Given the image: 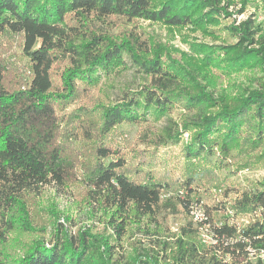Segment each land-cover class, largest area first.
I'll list each match as a JSON object with an SVG mask.
<instances>
[{"label":"trees","instance_id":"16d2710c","mask_svg":"<svg viewBox=\"0 0 264 264\" xmlns=\"http://www.w3.org/2000/svg\"><path fill=\"white\" fill-rule=\"evenodd\" d=\"M241 2L234 11L230 8L236 0H0V37H22L32 71L29 82L13 86L0 50V264H122L106 237L90 228L73 232L54 203L46 206L37 200L47 186L64 185L67 176L108 215L122 213L130 200H161L176 184L187 195L167 199L190 210V195L196 190L192 185L210 167L229 164L237 147L239 154L263 146L264 19H258V12L225 25L235 41L192 43L200 53L181 51L180 58L168 44L143 36L135 27L118 34L108 29L112 17L162 22L180 33L185 27L207 29L243 13L246 2ZM208 31L215 34L218 29ZM127 59L144 77L136 88L119 99L95 106L82 103L65 112L82 90L126 67ZM63 60L67 66L56 81L54 66ZM229 66L262 72L253 87L239 94H217L212 81ZM178 107L179 118L169 116L160 132L145 128L142 140L153 146L154 157L159 147L180 142L189 131L191 138L182 150L183 180L159 177L157 160L132 167L127 153L110 140L113 132L124 123H143L148 114L170 115ZM261 148L244 164L264 159ZM215 155L218 162L211 159ZM220 206L216 208L225 211L217 217L206 208L215 245L206 248L191 236L180 239L171 264H194L192 258L203 251L212 255H203L199 264H264L248 249L264 246V179L237 189ZM46 214L53 227L49 242L43 235ZM246 215L249 220L241 225L239 219ZM161 257L141 254L131 264H162Z\"/></svg>","mask_w":264,"mask_h":264},{"label":"rangeland","instance_id":"374dc122","mask_svg":"<svg viewBox=\"0 0 264 264\" xmlns=\"http://www.w3.org/2000/svg\"><path fill=\"white\" fill-rule=\"evenodd\" d=\"M242 0H236V5L231 6L230 10L241 7ZM245 11L241 14L234 13L230 18L222 19L219 26L212 23L207 29H193L185 27L180 33L176 29H171L162 22L139 19L133 22L112 17L108 29L112 33L118 34L126 29L135 27L143 36L153 38L159 43L168 44L173 50L175 58L181 57V51L190 53H200L199 47H191L192 43L222 44L227 41L236 40L229 36L225 25L232 22L236 23L253 13L264 11V0H245ZM264 13V12H263ZM216 28L218 32L210 34L208 29ZM0 50L2 57L6 58L8 73L13 86H23L30 81L32 71L29 58L22 51V37L20 35L5 34L0 37ZM222 56V55H221ZM121 69H115L109 74H104L99 83L91 85L87 90H82L79 98L65 112L74 107L85 103L89 106L99 105L106 101L119 99L124 92L131 88L134 89L143 81V74L131 65ZM67 60L57 62L54 66L53 74L56 81L67 66ZM223 66H228L223 63ZM257 67L238 68L229 66L223 68L220 76L212 81L211 88L215 93L227 92L231 95L239 94L255 84V77L261 73ZM61 111V110H60ZM64 112V111H63ZM182 109L178 107L170 115L156 118L153 114H148L146 120L141 124L124 123L117 128L110 139L117 143L120 148L127 153L131 160L132 167H136L140 162L159 161L156 163L155 171L159 177L174 179L176 182L183 180L184 157L182 150L184 143L190 140L189 131H184L180 142L165 147H159L157 154L152 157L154 151L152 145L142 140V131L150 128L160 132L169 122V116L179 118ZM264 146V144H263ZM261 146V147H263ZM261 147L252 149H242L237 153L238 147L233 150L235 155L231 156L229 164L218 162L217 155L211 159L217 161V168L210 167L208 175L203 177L201 182L193 183L196 189L190 198L194 202H200L204 208H208L211 216L217 217L225 210L220 205L229 202L236 194L237 189H247L253 187L257 181L264 179V159L251 158L244 164L246 158L253 153L260 152ZM159 153V154H158ZM210 161V160H209ZM211 162V161H210ZM77 183V182H76ZM73 182L68 176L65 178L64 185L56 188L47 186L36 198L46 206L55 204L60 213L61 221L69 226L73 232L79 228H90L94 233L100 234L108 239V243L113 244V256L122 264H131L137 255L158 254L162 264H171L172 257H178L179 241L191 236L196 242L202 243L206 248H211L215 243L211 242L207 231L203 227V222L195 219L189 209L181 204L175 203V195L182 197L187 195L182 185H174L162 194V199L150 198L145 200H130L122 213L113 212L109 215L104 212L103 207L98 204H91L85 195L86 189ZM229 206V205H228ZM40 218V213H37ZM42 225H46L43 233L44 239L49 242L53 233L50 214L44 215ZM213 219L216 220V218ZM68 219V222L65 221ZM42 220V219H40ZM249 220V216H242L239 223L244 225ZM122 228L118 237V228ZM118 237V240L115 237ZM43 238V236H40ZM115 242V243H114ZM211 256L209 252H199L192 258L194 264H199L204 257ZM207 263V262H206ZM231 264L230 261H224Z\"/></svg>","mask_w":264,"mask_h":264},{"label":"built area","instance_id":"2783aa9c","mask_svg":"<svg viewBox=\"0 0 264 264\" xmlns=\"http://www.w3.org/2000/svg\"><path fill=\"white\" fill-rule=\"evenodd\" d=\"M264 11H261L258 13V19L263 20L264 19ZM190 212L195 217V219L203 222V227L207 231V234L209 238L211 239L212 243H216V239L211 231L210 223L208 222V214L206 211V208H204V205L200 202H194L191 201L190 205ZM249 253L250 256L253 258L259 257L261 259H264V246L259 247H249Z\"/></svg>","mask_w":264,"mask_h":264}]
</instances>
